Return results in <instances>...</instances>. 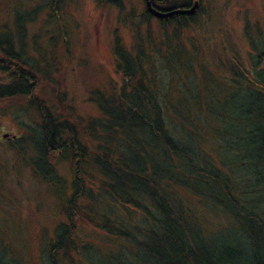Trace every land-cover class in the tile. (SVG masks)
<instances>
[{
	"label": "rangeland",
	"instance_id": "obj_1",
	"mask_svg": "<svg viewBox=\"0 0 264 264\" xmlns=\"http://www.w3.org/2000/svg\"><path fill=\"white\" fill-rule=\"evenodd\" d=\"M96 4L93 0L73 5L60 0H0V33L11 37L13 50L34 70L37 79L33 96L52 113L68 117L75 130L81 132L88 118L100 116L90 98L99 93L106 101L112 83L121 82L116 70L121 56L115 53L120 46L132 62L141 61L145 77L154 76L149 81L163 95L165 105L169 104L186 124L187 120L192 122L203 147L223 148V141L242 140L244 127L226 118V113L236 115L241 96L234 95L227 78L231 86L246 89L248 83L239 80L233 71L245 70L244 76L253 82L254 71L263 67L264 37L258 40L257 33L264 36V0H201V12L167 24L157 19L144 20L142 0H118L115 4L97 0ZM172 30L181 31L180 44L161 45L166 32L170 36ZM173 38L178 40L177 36ZM254 47L262 49L258 57ZM261 55L263 59L258 62ZM146 57L154 61L152 71L149 64H144ZM255 59L257 68L249 63ZM163 66L173 70L174 76ZM191 69L193 72L188 73ZM0 83H6L5 74H0ZM27 100L15 96L0 101V254L7 256L11 264H50V252L45 249L53 241L57 227L71 232L68 239L62 235L61 241L66 246L71 244L73 251L69 257L58 252L55 264H84L79 254L83 244L113 252L123 245V240L67 217L74 191L70 188L68 164L55 157L43 162L37 150V111ZM251 107L256 105L251 103ZM164 113L175 122L171 113ZM246 128L259 131L264 125L253 119ZM227 154L226 150L217 153L222 160L230 159ZM210 160L216 162L213 154ZM38 172L46 177L52 173L59 183L53 185V179L45 178L46 181ZM81 200L89 204L84 196ZM188 201L203 226L208 246L230 238L231 230L226 227L230 221L222 210L217 207L216 214L198 200ZM101 208L96 203V209L102 211ZM82 209V214L88 213L87 206ZM114 216L133 224L140 213L129 205L114 209ZM230 234L236 236L234 232ZM84 256L88 262L93 259L89 254Z\"/></svg>",
	"mask_w": 264,
	"mask_h": 264
},
{
	"label": "trees",
	"instance_id": "obj_2",
	"mask_svg": "<svg viewBox=\"0 0 264 264\" xmlns=\"http://www.w3.org/2000/svg\"><path fill=\"white\" fill-rule=\"evenodd\" d=\"M149 1L165 2L167 7L175 9L187 8L192 0ZM198 3L194 15L202 11L201 0ZM194 15H178L165 24ZM144 16V20L151 18ZM180 33L172 30L168 36L166 32L161 45L180 44ZM174 36L177 41L172 40ZM257 36L258 40L264 37L258 33ZM9 39L6 33H0V74L6 76V83H0V101L27 97L29 106H35L39 128L36 147L43 162L55 157L67 162L69 167L70 188L74 191L67 217L123 240V245L113 252L81 245L79 254L84 264H264V129L246 128L253 119L261 120L264 125V63L254 71L253 82L244 76L245 70L240 73L232 70L239 80L248 83L246 89L231 86L227 78L234 95L241 96L237 99L236 115L226 113V118L245 130L240 142L223 141V148L211 149L201 145L192 122L187 120L186 124L169 104L165 105L167 101L149 81L154 76L145 77L141 61L132 62L120 46L115 48V53L121 56L116 68L120 84L112 83L106 101L99 93L90 98L100 116L88 118L81 132L75 130L68 117L52 113L43 101L33 96L37 76L13 50ZM254 48L258 57L262 49ZM146 59L144 64H149L152 71L154 61ZM249 63L251 67L259 66L256 59ZM163 67L174 76L173 70ZM181 67L183 70L184 66ZM165 111L171 113L175 122L168 120ZM205 140L202 139L203 145H207ZM243 140L245 143L241 145ZM221 150H226L230 159H219L217 153ZM211 154L215 163L210 160ZM38 174L42 179H53V185L59 183L52 173L46 174L47 177ZM83 196L88 205L81 200ZM188 198L198 200L212 212L216 213L217 207L222 210L231 222L226 227L236 236L228 232L230 238L208 246L203 226L187 205ZM96 203L102 211L96 209ZM129 205L140 213L133 224L114 216V209ZM83 206L89 209L85 215L81 213ZM58 228L45 249L50 252V264H55L58 252L69 257L73 251L71 244L66 246L61 241L62 235L68 239L71 232ZM85 254L93 257L91 262ZM6 257L0 254V264H11Z\"/></svg>",
	"mask_w": 264,
	"mask_h": 264
},
{
	"label": "flooded vegetation",
	"instance_id": "obj_3",
	"mask_svg": "<svg viewBox=\"0 0 264 264\" xmlns=\"http://www.w3.org/2000/svg\"><path fill=\"white\" fill-rule=\"evenodd\" d=\"M28 1L34 2L36 0H28ZM60 1L66 2L67 4L70 3L71 5H73L75 3L79 4V3L82 2V0H60ZM104 1H106V3L109 2V1H111L113 4H115L118 0H98V2H104ZM146 1L149 3L150 8L153 9V10H155V11L165 12L167 10H172V9H170L169 7H167L165 5V2L154 3V2L149 1V0H142L143 5H144L143 13L147 17H151L149 19H157V20H159V21H161V22H163L165 24L166 23V20H168V19H174L176 16H178V15H172L170 17H165V18H156V17L152 16L150 13H148V12L145 11V2ZM194 1H197V8H198V4H199L198 3V0H192L187 8L185 7V8H180V9H189L191 7V5L193 4ZM93 2H94V4H96L97 3V0H93ZM197 8L195 10H197ZM191 15H194V13L191 14ZM191 15H185V16H188L189 17ZM128 16H129L130 19L131 18H134V15L133 14H129Z\"/></svg>",
	"mask_w": 264,
	"mask_h": 264
},
{
	"label": "water",
	"instance_id": "obj_4",
	"mask_svg": "<svg viewBox=\"0 0 264 264\" xmlns=\"http://www.w3.org/2000/svg\"><path fill=\"white\" fill-rule=\"evenodd\" d=\"M196 8H197V1H194L189 9L176 8L172 10H167L165 12H160L151 9L149 3L147 1L145 2L146 12L150 13L152 16L156 18H165V17H170L172 15H191L194 13Z\"/></svg>",
	"mask_w": 264,
	"mask_h": 264
}]
</instances>
